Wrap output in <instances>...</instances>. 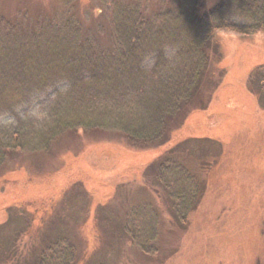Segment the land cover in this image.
Instances as JSON below:
<instances>
[{
	"label": "rangeland",
	"instance_id": "rangeland-1",
	"mask_svg": "<svg viewBox=\"0 0 264 264\" xmlns=\"http://www.w3.org/2000/svg\"><path fill=\"white\" fill-rule=\"evenodd\" d=\"M201 1L208 7L218 0ZM112 4L145 16L181 7L179 0H0V86L26 87L11 111H0V126L15 125L21 134L20 147L0 150V264H36L44 245L65 237L77 264H264V34L215 32L207 69L217 86L202 87L205 110L191 113L160 147L131 140L116 125L136 97L111 89L82 97L85 84L75 89L68 72L76 68L60 65L44 84L27 83L15 64L19 80L2 75L13 67L7 56L17 62L30 45L23 32L37 22L72 16L84 29L106 25ZM91 36L101 49L114 44L106 31ZM155 58L146 57L143 68L151 71ZM67 121L73 127L56 130ZM164 154H176L198 181V202L184 221L146 170ZM128 218L156 231L150 254L123 236Z\"/></svg>",
	"mask_w": 264,
	"mask_h": 264
},
{
	"label": "trees",
	"instance_id": "trees-1",
	"mask_svg": "<svg viewBox=\"0 0 264 264\" xmlns=\"http://www.w3.org/2000/svg\"><path fill=\"white\" fill-rule=\"evenodd\" d=\"M179 1L180 8L146 16L137 7L112 4L108 24H96L88 29L82 28L72 16L60 17L48 24L39 21L36 26L23 32V38L30 42L29 46L23 48V59L20 56L15 62L11 54L7 56V63L13 67L14 64L23 66L26 82L39 78L38 84L51 82L52 74L59 75L60 72L54 68L60 65L76 68L68 72L74 74L71 76L74 79L71 86L75 89L85 84L82 97L93 98L99 90L104 89L107 93L111 89L110 94L119 96L132 94L133 98L136 97V105L130 107L131 110L128 108L127 117L116 122V125L131 140L158 142V147L164 146L170 143L174 132L186 125L191 113L205 110L199 100L202 87L214 90L217 86L215 81L211 84L212 76H209L207 69L209 53L217 50L212 43L215 32L227 30L244 36L264 34V0H218L208 7L203 6L201 0ZM104 31L110 34L114 43L107 49L99 48L91 36ZM6 49L4 46L1 52ZM166 51L170 52V59L164 54ZM152 53L156 58L151 71H148V68H143L142 61ZM13 67H10V74L2 72V75L17 81L20 70L14 67L15 71H12ZM206 76L208 78L203 81ZM17 82L22 90L13 88L7 92L5 87L0 86V111L12 108L15 95L23 98L26 87ZM148 85H152L151 91L147 90ZM138 87L143 89H136ZM142 112L143 116L135 115ZM68 127L73 125L67 121L56 130L62 131ZM167 132L169 138L164 140ZM20 135V129L15 125L0 126V150L20 147ZM207 140L214 142L220 151L219 142L210 138ZM188 141L175 146L178 148ZM170 150L166 154L171 153ZM166 154L157 164L149 163L146 170L148 175L153 171L155 183L172 202L173 216L184 221L198 202L195 200L199 192L198 181L176 154V157H165ZM130 218L124 222L123 236L130 241L132 248L145 255L150 254L153 250L150 243L156 240V231L153 228H135ZM153 221V224H157V214ZM61 240L60 243L56 240L44 245L36 264H77L75 247L66 237Z\"/></svg>",
	"mask_w": 264,
	"mask_h": 264
}]
</instances>
